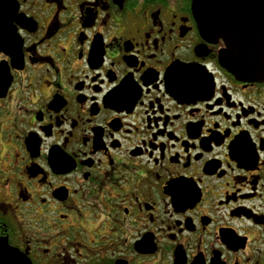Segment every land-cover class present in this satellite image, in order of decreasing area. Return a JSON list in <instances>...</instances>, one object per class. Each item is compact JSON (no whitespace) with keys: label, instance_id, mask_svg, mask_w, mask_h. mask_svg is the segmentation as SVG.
I'll use <instances>...</instances> for the list:
<instances>
[{"label":"flooded vegetation","instance_id":"af4514ba","mask_svg":"<svg viewBox=\"0 0 264 264\" xmlns=\"http://www.w3.org/2000/svg\"><path fill=\"white\" fill-rule=\"evenodd\" d=\"M202 27L193 0H0V264H264V78Z\"/></svg>","mask_w":264,"mask_h":264},{"label":"water","instance_id":"95a60500","mask_svg":"<svg viewBox=\"0 0 264 264\" xmlns=\"http://www.w3.org/2000/svg\"><path fill=\"white\" fill-rule=\"evenodd\" d=\"M193 8L204 33L226 43L220 63L227 70L247 80L264 78L254 48L257 34L264 38V0H194Z\"/></svg>","mask_w":264,"mask_h":264},{"label":"bare ground","instance_id":"6f19581e","mask_svg":"<svg viewBox=\"0 0 264 264\" xmlns=\"http://www.w3.org/2000/svg\"><path fill=\"white\" fill-rule=\"evenodd\" d=\"M239 26H242V24H238ZM237 26V25H236Z\"/></svg>","mask_w":264,"mask_h":264}]
</instances>
